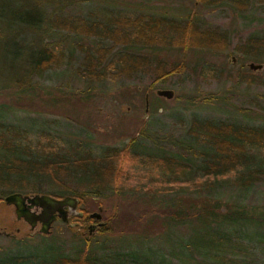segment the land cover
<instances>
[{
    "label": "rangeland",
    "instance_id": "1",
    "mask_svg": "<svg viewBox=\"0 0 264 264\" xmlns=\"http://www.w3.org/2000/svg\"><path fill=\"white\" fill-rule=\"evenodd\" d=\"M244 1L247 3L245 8L230 1L205 4L200 0H0V6L8 12L5 17H0V123L23 130L19 140L35 149L41 144H53L62 149L79 146L81 150H89L94 154L100 153L105 147H121L131 138H137L139 149L158 147L182 152L170 142L190 140L187 130L193 117L264 126V83H248L244 80L257 78L264 81V55L254 60L244 51L235 49L237 45L245 46L250 36L264 37V4L256 0ZM19 6L25 9L34 7L41 11V17L45 19L58 15L95 21L110 12L124 16L139 13L165 16L180 22L191 18L200 28L226 32L229 44L224 50H183L160 45L128 48L153 60L162 59L171 64L183 61L187 66L184 72L171 76L165 83L157 84L152 94L146 93L148 110L145 111L144 88L151 84L150 74L137 73L131 78L113 77L101 82L83 78L77 72L83 62V53L78 45L92 44L96 40L64 31L16 30L19 25L13 17L24 12ZM35 40L58 45L64 51L65 64L54 65L41 76L29 71L25 59L30 49H25L20 56L14 51L20 44L34 47ZM14 42L18 45H14ZM250 62L263 66L252 70L248 67ZM30 84L33 85V91ZM159 88L172 89L173 98L155 95V90ZM142 130L145 131L143 137L139 135ZM133 171L139 173L140 169L135 168ZM68 184L83 196L78 209L89 214L101 207L104 222L116 209L132 204L135 199L152 201L153 205L170 204L172 201L180 204L193 200L196 206L205 200L203 195L195 199V195L185 193H147L141 196L138 194L140 192L114 194L103 191L97 195H85L82 182L71 180ZM42 187L46 194L48 191L58 192L48 182H44ZM215 193L222 201L232 196L241 198L245 205L254 208L253 212L255 210V214L262 215L264 219V181L241 195L235 188L219 189ZM4 195L5 189L0 188L1 198ZM74 220H70L75 223L73 227H67L66 223L57 220L48 236L40 234L38 228L30 234L29 225L16 219L14 208L0 199V231L16 236V239H12L1 233L0 252L14 247L12 241L24 239L20 242L21 248L30 246L46 250L59 245L63 252L73 255L84 247L81 238L88 235L87 227L79 226ZM79 222L82 223L81 220ZM191 226L193 224L178 225L170 230H163L159 226L150 227L146 230L147 237L142 233L136 236L96 234L90 246L122 250L137 247L145 253L151 247L156 249L155 253L149 254L152 259L160 258L161 253H171L174 258L187 264L189 253L184 244L192 235ZM127 235L132 237L122 243L123 237ZM246 240L235 241L243 243L246 249L232 245L235 250L231 253L244 264H264V242ZM172 261L179 263L176 259Z\"/></svg>",
    "mask_w": 264,
    "mask_h": 264
},
{
    "label": "trees",
    "instance_id": "2",
    "mask_svg": "<svg viewBox=\"0 0 264 264\" xmlns=\"http://www.w3.org/2000/svg\"><path fill=\"white\" fill-rule=\"evenodd\" d=\"M200 1L205 4L230 1L243 8L247 6L244 0ZM256 2L264 4V0ZM19 7L24 12L13 17L19 25L16 30L64 31L96 40L92 44L78 45L83 62L77 72L83 78L101 82L113 77L131 78L137 73L150 74L152 81L144 88L145 94H152L157 84L184 72L187 66L183 61L171 64L162 59L153 60L128 48L160 45L183 50H224L229 44L226 32L200 28L191 18L180 22L165 16L140 13L124 16L110 12L95 21L58 15L45 19L34 7ZM7 14L0 6V17ZM244 44L235 49L244 51L254 60L263 57L264 37L250 36ZM20 45L14 54L20 56L25 49H30L25 63L36 76L54 65L65 64L64 51L54 43L48 45L35 40L34 47ZM244 80L264 83L257 78ZM30 88L33 91L32 84ZM187 132L190 137L187 142L182 139L170 142L182 150L178 153L158 147L139 149L137 138H131L121 147H105L94 154L79 146L62 149L53 144H41L35 149L19 140L23 130L0 123V188L5 189V195L44 193L42 185L48 182L58 189L55 193L48 191L49 195L74 196L81 205L83 196L68 184L76 180L84 184L85 195L111 191L114 194L140 192L141 196L185 193L195 195V199L201 195L205 198L198 206L193 200L153 205L152 201L135 199L132 204L116 209L93 235L81 238L84 247L73 255L63 252L59 245L46 250L30 246L21 248L20 242L25 240H14V247L0 252V264H176L172 259L183 264L171 253H161L160 258L152 259L149 254L155 253L156 249L151 247L145 253L137 247L122 250L90 246V241L96 234L136 236L142 233L147 237L146 230L150 227L170 230L178 225L192 224V235L184 244L189 253L187 264H244L231 253L235 250L232 245L244 250L246 246L235 241L264 242V219L241 198L232 196L222 201L214 193L219 189L235 188L241 195L264 181V126L193 117ZM139 135L143 137L145 131H140ZM135 168L140 172H134ZM0 199L3 200L1 196ZM80 211L82 223L92 220L85 210ZM139 229L143 231L137 233ZM132 236L123 237L122 243Z\"/></svg>",
    "mask_w": 264,
    "mask_h": 264
},
{
    "label": "water",
    "instance_id": "3",
    "mask_svg": "<svg viewBox=\"0 0 264 264\" xmlns=\"http://www.w3.org/2000/svg\"><path fill=\"white\" fill-rule=\"evenodd\" d=\"M262 66V64L254 62L248 64V67L252 70L261 69ZM155 94L171 99L174 96V91L168 88H159L155 90ZM145 101V111H147V94ZM3 201L6 205L14 207L16 219L24 220L29 225L30 230H33L37 223H39L38 232L45 235L51 233L52 224L57 218L66 223L67 227H73L75 223L70 222L68 216L76 215L77 217H81L83 215L82 211L77 210L79 204L78 198L70 195L58 198L46 193L22 194L20 192H13L5 195ZM101 211L102 208L98 207L97 211L88 214L91 219L97 221L96 224H90L87 227L89 236L93 235L99 226L105 224L102 220Z\"/></svg>",
    "mask_w": 264,
    "mask_h": 264
},
{
    "label": "flooded vegetation",
    "instance_id": "4",
    "mask_svg": "<svg viewBox=\"0 0 264 264\" xmlns=\"http://www.w3.org/2000/svg\"><path fill=\"white\" fill-rule=\"evenodd\" d=\"M4 198V197H3ZM9 206H12V205H9ZM13 207V206H12ZM78 207H79V204H78ZM78 207H77V210H79L78 209ZM14 208V207H13ZM66 209H68V208H66ZM82 217V216H81ZM81 217H77L76 215H69L68 216V220L70 221V220H74L75 222H77V223H79V226H81V227H88L90 224H96L97 223V221L96 220H94V219H92L91 221H89V222H84V223H80L79 221H80V218ZM77 219V220H76ZM79 219V220H78ZM22 220V219H21ZM57 220H60L59 218H57L54 222H56ZM24 221V220H23ZM25 222V221H24ZM53 222V223H54ZM26 223V222H25ZM52 226H53V224H52ZM39 227H40V224L39 223H37V225L35 226V228L33 229V230H30L31 232H30V234H33L35 231H36V229L38 228L39 229ZM52 229V228H51ZM98 229V228H97ZM96 229V230H97ZM96 230H95V232H96ZM17 232H19V228H17ZM1 233H3L5 236H10L12 239H16V236L14 235V234H8L6 231H0V234ZM41 234V233H40Z\"/></svg>",
    "mask_w": 264,
    "mask_h": 264
}]
</instances>
